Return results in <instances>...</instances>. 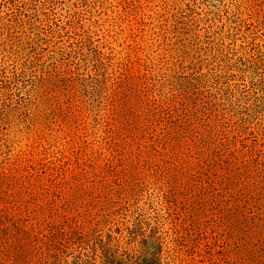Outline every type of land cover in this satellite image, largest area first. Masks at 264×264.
Segmentation results:
<instances>
[{
    "label": "rangeland",
    "instance_id": "1",
    "mask_svg": "<svg viewBox=\"0 0 264 264\" xmlns=\"http://www.w3.org/2000/svg\"><path fill=\"white\" fill-rule=\"evenodd\" d=\"M0 264H264V0H0Z\"/></svg>",
    "mask_w": 264,
    "mask_h": 264
}]
</instances>
